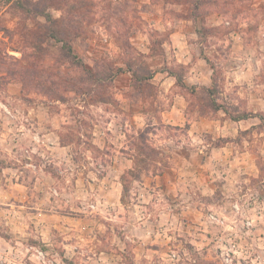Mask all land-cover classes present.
Listing matches in <instances>:
<instances>
[{"label": "clouds", "instance_id": "1", "mask_svg": "<svg viewBox=\"0 0 264 264\" xmlns=\"http://www.w3.org/2000/svg\"><path fill=\"white\" fill-rule=\"evenodd\" d=\"M0 264H264V0H0Z\"/></svg>", "mask_w": 264, "mask_h": 264}]
</instances>
